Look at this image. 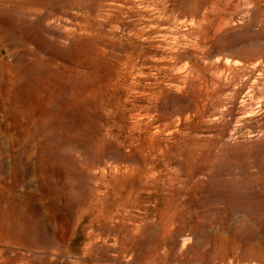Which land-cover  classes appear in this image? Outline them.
Wrapping results in <instances>:
<instances>
[{
	"label": "rangeland",
	"instance_id": "obj_1",
	"mask_svg": "<svg viewBox=\"0 0 264 264\" xmlns=\"http://www.w3.org/2000/svg\"><path fill=\"white\" fill-rule=\"evenodd\" d=\"M0 264H264V0H0Z\"/></svg>",
	"mask_w": 264,
	"mask_h": 264
}]
</instances>
